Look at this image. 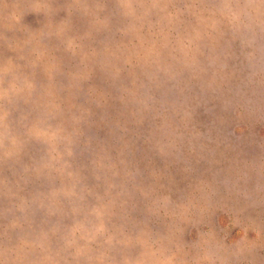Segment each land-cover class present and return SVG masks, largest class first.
Wrapping results in <instances>:
<instances>
[{
  "label": "rangeland",
  "instance_id": "obj_1",
  "mask_svg": "<svg viewBox=\"0 0 264 264\" xmlns=\"http://www.w3.org/2000/svg\"><path fill=\"white\" fill-rule=\"evenodd\" d=\"M0 264H264V0H0Z\"/></svg>",
  "mask_w": 264,
  "mask_h": 264
}]
</instances>
